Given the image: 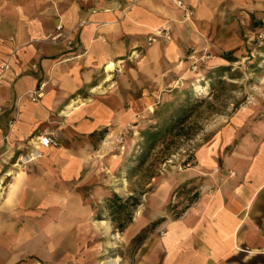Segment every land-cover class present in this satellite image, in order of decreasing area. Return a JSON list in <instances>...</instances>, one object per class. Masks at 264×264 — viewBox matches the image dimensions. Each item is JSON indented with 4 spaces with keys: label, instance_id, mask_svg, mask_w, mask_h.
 <instances>
[{
    "label": "crops",
    "instance_id": "obj_1",
    "mask_svg": "<svg viewBox=\"0 0 264 264\" xmlns=\"http://www.w3.org/2000/svg\"><path fill=\"white\" fill-rule=\"evenodd\" d=\"M45 1L0 0V264H24L25 210L39 228L46 222L53 253L64 237L72 254L73 220L90 226L91 215L82 219L75 185L91 186L94 196L107 193L105 183L114 192L121 185L119 156L94 147V134L153 109L184 74L186 54L225 30L227 15L264 14V0H183L189 16L173 0H57L68 41L54 43L46 38L54 9ZM164 27L169 38L156 32ZM41 85L42 95L30 99ZM42 135L57 143L41 146ZM198 159L195 198L175 216L161 212L133 264H264V134Z\"/></svg>",
    "mask_w": 264,
    "mask_h": 264
},
{
    "label": "rangeland",
    "instance_id": "obj_2",
    "mask_svg": "<svg viewBox=\"0 0 264 264\" xmlns=\"http://www.w3.org/2000/svg\"><path fill=\"white\" fill-rule=\"evenodd\" d=\"M43 7L54 9L50 17L55 26L63 24L57 0H47ZM226 18L225 30L217 31L216 37L206 38L203 46L186 54L184 74L163 89L153 109L138 110L125 124L108 126L94 134L98 138L94 147L100 145L105 154L119 156L115 177L121 185L119 189L115 186L114 192L113 186L105 183L107 193L96 196L91 186L75 185L74 192L84 202L79 207L82 219L88 210L91 215L90 226L73 220L72 254L64 253V237L57 238L62 246L53 253L44 237L46 222L41 221L39 228L25 210L21 224L28 231L19 244L24 264H133L136 248L160 221L161 212L175 216L195 198L203 182L199 167L204 161L198 159L200 156H223L247 145L248 138L264 134V14L249 12ZM185 90L202 104L140 163L141 131L156 122L155 110L162 109L167 101L175 105ZM218 160L220 164L222 159ZM160 196L163 202H156ZM178 199H182L181 208ZM111 206L122 208L112 212ZM150 215L154 217L149 220ZM136 216H145L148 221L135 222ZM30 227L40 230L41 236H33ZM83 229L89 230L88 238L78 237Z\"/></svg>",
    "mask_w": 264,
    "mask_h": 264
},
{
    "label": "trees",
    "instance_id": "obj_3",
    "mask_svg": "<svg viewBox=\"0 0 264 264\" xmlns=\"http://www.w3.org/2000/svg\"><path fill=\"white\" fill-rule=\"evenodd\" d=\"M192 94L185 90L183 98L175 105L167 101L162 104V109L155 110L156 122L150 124L141 131L142 142L138 160L144 162L160 143L164 142L165 137L181 126L194 112L196 107L202 104V100L191 98ZM112 212H119L122 206H111Z\"/></svg>",
    "mask_w": 264,
    "mask_h": 264
},
{
    "label": "built area",
    "instance_id": "obj_4",
    "mask_svg": "<svg viewBox=\"0 0 264 264\" xmlns=\"http://www.w3.org/2000/svg\"><path fill=\"white\" fill-rule=\"evenodd\" d=\"M173 3L180 7L185 16H189L191 13V10L189 8V6H187V4L183 1V0H173ZM159 35H164V36H169V28L168 27H164L162 29H157L156 31ZM49 39L51 42L54 43H61L64 41H68V33H66L63 30V24L61 22H58L57 25L55 26L53 32L49 35ZM42 85L40 86V88L38 89V91H33V90H29L27 92L28 96L30 97V99L32 100H36L37 98H39L42 95ZM38 142L41 146L44 147H48L51 144H56L57 142L50 136V135H42L39 136ZM33 153V152H32ZM32 153L25 155L24 157H26V159H31L32 158Z\"/></svg>",
    "mask_w": 264,
    "mask_h": 264
},
{
    "label": "bare ground",
    "instance_id": "obj_5",
    "mask_svg": "<svg viewBox=\"0 0 264 264\" xmlns=\"http://www.w3.org/2000/svg\"><path fill=\"white\" fill-rule=\"evenodd\" d=\"M107 67H108V69H112V68L114 67V63H109V64L107 65Z\"/></svg>",
    "mask_w": 264,
    "mask_h": 264
}]
</instances>
